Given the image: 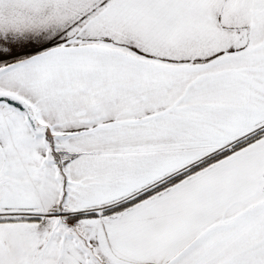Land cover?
Wrapping results in <instances>:
<instances>
[{
    "label": "snow or ice",
    "instance_id": "obj_1",
    "mask_svg": "<svg viewBox=\"0 0 264 264\" xmlns=\"http://www.w3.org/2000/svg\"><path fill=\"white\" fill-rule=\"evenodd\" d=\"M0 264H264V0H0Z\"/></svg>",
    "mask_w": 264,
    "mask_h": 264
}]
</instances>
